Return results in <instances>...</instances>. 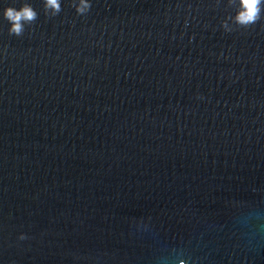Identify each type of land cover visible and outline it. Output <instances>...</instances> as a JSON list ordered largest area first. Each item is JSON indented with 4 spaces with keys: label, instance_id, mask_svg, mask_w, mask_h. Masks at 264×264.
I'll use <instances>...</instances> for the list:
<instances>
[{
    "label": "water",
    "instance_id": "water-1",
    "mask_svg": "<svg viewBox=\"0 0 264 264\" xmlns=\"http://www.w3.org/2000/svg\"><path fill=\"white\" fill-rule=\"evenodd\" d=\"M78 3L0 0V264H264V5Z\"/></svg>",
    "mask_w": 264,
    "mask_h": 264
},
{
    "label": "clouds",
    "instance_id": "clouds-1",
    "mask_svg": "<svg viewBox=\"0 0 264 264\" xmlns=\"http://www.w3.org/2000/svg\"><path fill=\"white\" fill-rule=\"evenodd\" d=\"M262 5H264V0H239V7L235 15L229 19L241 25L253 23L258 18ZM89 6L90 0H79L76 10L78 13H84L88 11ZM45 8L51 10L52 15L57 14L60 11V0H45ZM2 15L9 22L10 34L19 36L23 31L24 24L33 21L37 13L30 5L25 4L19 9L6 7L2 11ZM222 26L226 31L230 30L228 20L223 21Z\"/></svg>",
    "mask_w": 264,
    "mask_h": 264
}]
</instances>
